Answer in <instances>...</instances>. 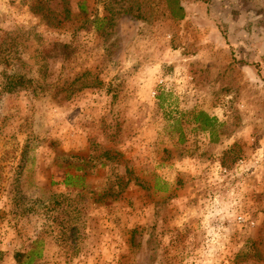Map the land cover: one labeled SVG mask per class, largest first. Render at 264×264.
Listing matches in <instances>:
<instances>
[{
    "label": "rangeland",
    "instance_id": "obj_1",
    "mask_svg": "<svg viewBox=\"0 0 264 264\" xmlns=\"http://www.w3.org/2000/svg\"><path fill=\"white\" fill-rule=\"evenodd\" d=\"M181 6L0 0V264H264V0Z\"/></svg>",
    "mask_w": 264,
    "mask_h": 264
},
{
    "label": "trees",
    "instance_id": "obj_2",
    "mask_svg": "<svg viewBox=\"0 0 264 264\" xmlns=\"http://www.w3.org/2000/svg\"><path fill=\"white\" fill-rule=\"evenodd\" d=\"M181 1H190V0H166L168 13L173 20L181 21L186 16L185 9L181 6ZM65 48L68 49V47H65ZM65 54L69 55V52L65 53ZM12 80H13V78H12ZM13 82H14V85H12L10 87L11 90L13 88H16V87H22V88H28V89L30 88V84L25 82L23 79H14ZM198 116H204L208 122L212 121L211 119H209L208 117L203 115V113H199ZM68 179H70V176L67 177V180ZM64 184L68 185L67 181H65ZM32 254H33L32 252L29 253V255H32ZM15 257H16V260L18 262L19 256L16 255ZM29 262H30V260H28L27 264Z\"/></svg>",
    "mask_w": 264,
    "mask_h": 264
}]
</instances>
